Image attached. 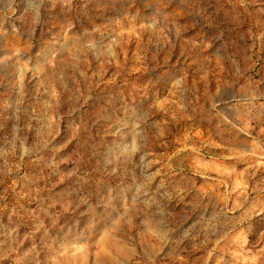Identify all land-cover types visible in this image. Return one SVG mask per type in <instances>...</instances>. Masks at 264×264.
Returning <instances> with one entry per match:
<instances>
[{
	"label": "rangeland",
	"instance_id": "obj_1",
	"mask_svg": "<svg viewBox=\"0 0 264 264\" xmlns=\"http://www.w3.org/2000/svg\"><path fill=\"white\" fill-rule=\"evenodd\" d=\"M0 264H264V0H0Z\"/></svg>",
	"mask_w": 264,
	"mask_h": 264
}]
</instances>
